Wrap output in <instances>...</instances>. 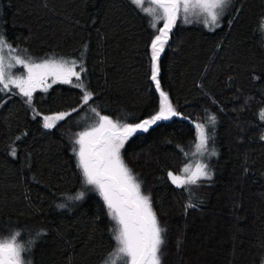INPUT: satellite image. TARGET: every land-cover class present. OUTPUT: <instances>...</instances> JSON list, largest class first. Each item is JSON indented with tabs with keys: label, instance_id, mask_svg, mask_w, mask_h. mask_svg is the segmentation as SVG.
<instances>
[{
	"label": "trees",
	"instance_id": "obj_1",
	"mask_svg": "<svg viewBox=\"0 0 264 264\" xmlns=\"http://www.w3.org/2000/svg\"><path fill=\"white\" fill-rule=\"evenodd\" d=\"M150 21L132 0H0L8 44L36 62L82 63L93 93L82 106L83 90L72 84L37 92L31 104L12 86L0 92V237L19 231V242L34 241L23 254L31 264H104L117 246L115 222L83 183L73 142L97 122L91 107L120 123L159 110ZM159 66L181 115L137 133L121 155L166 229L162 264H264V0H231L212 30L178 20ZM65 111L54 128L43 127L44 116ZM196 123L215 151L201 159L212 177L178 188L168 172L197 160ZM190 202L197 207L186 210Z\"/></svg>",
	"mask_w": 264,
	"mask_h": 264
},
{
	"label": "snow or ice",
	"instance_id": "obj_2",
	"mask_svg": "<svg viewBox=\"0 0 264 264\" xmlns=\"http://www.w3.org/2000/svg\"><path fill=\"white\" fill-rule=\"evenodd\" d=\"M132 3L152 18L150 26L158 33L151 40L150 79L159 93V110L139 123H120L107 115H101L95 107H91L89 112L94 114L97 122L76 134L72 151L83 183L92 186L99 193L109 218L116 225L112 231L117 246L105 258L104 264H162L166 229L158 221L150 196L142 193L141 183L125 163L121 149L137 133L147 132L158 122L181 115L171 103L168 93L162 90L158 78L161 53L165 50L177 21L182 19L186 23H192L195 18L196 22H201L203 18L204 26L212 30L219 26V20L231 0H132ZM144 3L151 6L143 7ZM159 21L163 22L162 27H158ZM5 49L12 51L3 34H0V92L8 91L12 86L19 90L18 95L27 98L26 103L31 104L33 93L38 88L47 91L51 84L63 83L83 90L82 106L91 100L93 93L87 90L82 80V73L85 72L82 63L77 64L75 60L62 57H48L36 62L19 55L8 58L6 62ZM17 66L25 69L26 75L15 74L13 69ZM77 67L79 71L76 70ZM49 78L51 84L48 83ZM77 110L72 109V112ZM69 115V112L46 115L43 117V127L52 129ZM261 118L264 119V110H261ZM208 123L214 125L215 117L209 116ZM195 133L196 153H208L210 137L205 124L196 123ZM211 154L215 155V151ZM168 177L176 187L187 188L189 185H198L201 180H210L212 173L206 163L198 160L194 168L186 165L180 169L178 175L169 171ZM83 195L84 193L80 192L68 199L79 200ZM185 207L187 210L197 205L190 202ZM42 234L43 230L37 237ZM19 236V231H14L9 237H0V264H31L30 260L23 258V254L30 252L34 241L21 243Z\"/></svg>",
	"mask_w": 264,
	"mask_h": 264
},
{
	"label": "rangeland",
	"instance_id": "obj_3",
	"mask_svg": "<svg viewBox=\"0 0 264 264\" xmlns=\"http://www.w3.org/2000/svg\"><path fill=\"white\" fill-rule=\"evenodd\" d=\"M151 5L150 4H148V3H144V5H143V7H150ZM140 8V7H139ZM144 12V11H143ZM145 13V12H144ZM147 14V13H146ZM148 15V14H147ZM149 16V15H148ZM150 17V16H149ZM150 19H152L151 17H150ZM193 20L195 21V18H193ZM160 22V21H159ZM158 22V23H159ZM201 22H202V20H201ZM163 23V22H162ZM203 23V22H202ZM207 28V27H206ZM209 29V28H208ZM8 43V42H7ZM11 49H12V51H10L9 49H5L4 50V54H5V57H6V62H7V60H8V58H10V57H13V56H17V55H19V56H21L22 58H24L25 56H23L22 54H20V53H18L12 46H11ZM77 70V69H76ZM78 71V70H77ZM13 72L15 73V74H17V75H19V74H21V73H23L24 75H26V70L25 69H23L22 67H20V66H17L16 68H14L13 69ZM48 83L49 84H51V78H49V81H48ZM49 89V88H48ZM47 89V90H48ZM10 90H11V86H10ZM16 90H18V89H16ZM9 91V90H8ZM8 91H5V92H8ZM19 91V90H18ZM40 91H44L43 89H41V88H38L34 93H33V95L35 94V93H37V92H40ZM45 92V91H44ZM212 153V150L208 147V153H206V154H204V155H200V154H197V157H195V158H197V160H195V161H191V162H189L188 164H186V165H191L192 166V168H194L195 167V163L199 160V161H201V162H203L201 159H204V160H206L207 158H210V157H212L213 155L211 154ZM204 162H206V161H204ZM185 165V166H186ZM184 166V167H185Z\"/></svg>",
	"mask_w": 264,
	"mask_h": 264
},
{
	"label": "water",
	"instance_id": "obj_4",
	"mask_svg": "<svg viewBox=\"0 0 264 264\" xmlns=\"http://www.w3.org/2000/svg\"><path fill=\"white\" fill-rule=\"evenodd\" d=\"M65 112H67V111H65ZM57 113H60V112H54V113H50V114H48V115H54V114H57ZM59 123V122H58Z\"/></svg>",
	"mask_w": 264,
	"mask_h": 264
},
{
	"label": "flooded vegetation",
	"instance_id": "obj_5",
	"mask_svg": "<svg viewBox=\"0 0 264 264\" xmlns=\"http://www.w3.org/2000/svg\"><path fill=\"white\" fill-rule=\"evenodd\" d=\"M56 84V83H55ZM55 84H51V87L53 86V85H55ZM50 88V87H49ZM41 92H44V91H40V92H38V93H41Z\"/></svg>",
	"mask_w": 264,
	"mask_h": 264
}]
</instances>
